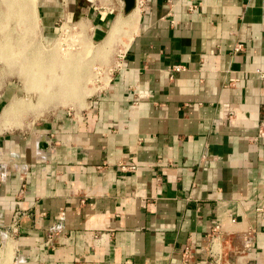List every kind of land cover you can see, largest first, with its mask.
Wrapping results in <instances>:
<instances>
[{
  "label": "crops",
  "instance_id": "crops-1",
  "mask_svg": "<svg viewBox=\"0 0 264 264\" xmlns=\"http://www.w3.org/2000/svg\"><path fill=\"white\" fill-rule=\"evenodd\" d=\"M49 5L35 1L44 27ZM256 207L264 0H142L127 48L75 114L0 132L9 264H264Z\"/></svg>",
  "mask_w": 264,
  "mask_h": 264
},
{
  "label": "rangeland",
  "instance_id": "rangeland-1",
  "mask_svg": "<svg viewBox=\"0 0 264 264\" xmlns=\"http://www.w3.org/2000/svg\"><path fill=\"white\" fill-rule=\"evenodd\" d=\"M35 1L37 2L38 0ZM35 1L33 3L34 6ZM48 1L52 14L50 16L51 21L46 24L45 27L43 26L44 24L40 23L33 5L34 13L31 17V23L34 24V27L33 31L28 35H25V32L20 27L21 25L19 20H15L16 18H13L14 20L9 19L7 23H4L6 26H4L0 31V51L1 46L2 49L8 47L4 43L6 35L12 40L15 38L16 34L22 37L24 36L21 38V40L23 39L22 41L25 43L35 41L43 47V50H47L51 47L53 48V46H55L53 44L57 40L62 42H59V47L62 48V52L65 55H69L70 53L71 55L72 53L73 55H76L78 53L81 56L82 61L85 64L86 75L87 73L89 75H87L81 82L82 86L80 85L81 88H78L80 92L78 91V93L76 92L72 94L70 96V100L68 99L64 102L65 104L60 102L58 99L48 103H40V105H36L34 103L33 107L31 106L28 109H22L18 113L13 114V120L11 115H9L6 120L4 119V116L1 117L3 115L2 110L5 106L12 100L17 99V97L26 99V95L22 88L23 82L17 75L18 68L21 65L20 59L16 55V58L14 56H0V90L6 89V91L12 93L9 96L4 95L1 102V106H3L0 109V132L4 130L24 129L30 121L32 122L34 119L40 118L43 115H46V113L58 109L65 110L69 114H75L77 109L81 108V106L89 100L90 96H92L97 89L101 88L105 84L110 69L116 63L119 55L127 48V45L125 46L122 42L125 35L124 31L118 30L116 32H112L109 27L119 9L120 0H74V4H72V0ZM77 3L79 6H82L81 9H79L80 7L76 8L78 7ZM1 6L2 5H0V11L3 10ZM121 12L123 13L122 10ZM35 16L37 18L36 22L34 21ZM81 24L85 26L83 31H81L79 27ZM80 31L81 33H79ZM107 37L111 38V42L107 47L108 51H105L104 48L105 52L103 53L106 54L104 55L101 53L103 51L102 43ZM11 48L13 51H19V49H21L19 46L18 49L16 46H11ZM57 52L58 51L56 50V53ZM7 57L9 58V61H5L8 59ZM10 58L13 59V61H10ZM52 71H54V73H58L57 66L54 65ZM28 96L30 101L33 102L35 100V94L32 92L29 93ZM4 236V234H0V261L7 259V264H9L11 261L12 249L9 257L6 252L9 247L11 248L12 242Z\"/></svg>",
  "mask_w": 264,
  "mask_h": 264
},
{
  "label": "bare ground",
  "instance_id": "bare-ground-1",
  "mask_svg": "<svg viewBox=\"0 0 264 264\" xmlns=\"http://www.w3.org/2000/svg\"><path fill=\"white\" fill-rule=\"evenodd\" d=\"M34 1L35 0H24V1L0 0V5H2L1 7L3 8V10L0 11V31L1 29H3L4 26H6V24H4L5 22L7 23L9 19L16 18L15 20H19V23L21 25L20 27L25 32V35H28L30 32H32L34 24L31 23V17L33 16L32 14L34 13L33 11ZM141 1L142 0H136V3L132 7V9L126 13L123 12L124 13L123 14L121 12L122 1L120 0L119 9L116 13V16L114 17V20L110 25V30L112 32H116L118 30L124 31L125 35L123 37V41L122 40L121 41L125 46L130 42L138 25L140 18ZM34 21L35 22L37 21L36 16ZM79 27L81 31H83V29L85 28L83 24L79 25ZM81 31L79 33H81ZM23 37L16 34L15 38L13 37L14 39L12 40L10 39L9 36L6 35L4 39L5 41L4 43L8 47L2 49L1 46V51H0L1 57L2 56L15 57L16 55L20 59L21 65L18 68L17 75L23 82L22 88L26 95L25 96L26 99L22 97L21 98L17 97V99H14L12 101L10 100L11 102L9 101L10 103H8L5 106V108L2 110L3 115L1 116V117L4 116V119L6 120L9 115H11L12 118V115L18 113L20 110L28 109L31 106L33 107L34 103L36 105H40V103H48L56 99L64 103L68 99L70 100V96L76 92L78 93L79 91L78 88H81L82 86L81 82L85 79L87 75H89L88 73L86 75L85 64L83 63L82 58L78 53L76 55H73V53L72 55L71 53L69 55L68 54L65 55L62 52V48L59 47V44L62 42L56 40V42H54L53 44L55 46H53V48L51 47L52 50L51 48H48L47 50H43L42 49L43 47L40 46V44H38L35 41H32L30 43L28 42L25 43L24 41H22L23 39L21 40V38ZM110 42H111L110 37L104 39L102 43V47H103V51L101 52L102 54H104L103 52L108 51L107 47L109 46ZM11 46L12 47L16 46L17 49L19 46L21 49H19V51H13ZM9 47L11 50L9 49ZM56 50L58 51L57 53ZM11 60L13 61V59L10 58V61ZM5 61H9V58ZM54 65L57 66L58 73H54V71H52ZM31 92L35 94L34 96L35 100L33 102L30 101L28 96V94ZM10 253H11V248L9 247L6 252V254H8V257ZM7 262L8 260L4 259L0 261V264H7Z\"/></svg>",
  "mask_w": 264,
  "mask_h": 264
},
{
  "label": "built area",
  "instance_id": "built-area-1",
  "mask_svg": "<svg viewBox=\"0 0 264 264\" xmlns=\"http://www.w3.org/2000/svg\"><path fill=\"white\" fill-rule=\"evenodd\" d=\"M240 45L238 44L235 49H239ZM180 69V66L179 65H173L171 68H170V71H178ZM118 168L120 170H123V171H135L137 166L135 163L133 162H124V163H120L118 164ZM256 211H259L260 212V216L262 219H264V211L261 207H256L255 208ZM217 228V226L213 227V230H215ZM207 264H219V261L218 259L216 258H213L212 261H210L209 263Z\"/></svg>",
  "mask_w": 264,
  "mask_h": 264
},
{
  "label": "water",
  "instance_id": "water-1",
  "mask_svg": "<svg viewBox=\"0 0 264 264\" xmlns=\"http://www.w3.org/2000/svg\"><path fill=\"white\" fill-rule=\"evenodd\" d=\"M122 1V11L124 13L132 9L135 4V0H121Z\"/></svg>",
  "mask_w": 264,
  "mask_h": 264
}]
</instances>
